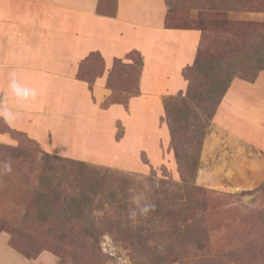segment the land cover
<instances>
[{"label":"rangeland","instance_id":"374dc122","mask_svg":"<svg viewBox=\"0 0 264 264\" xmlns=\"http://www.w3.org/2000/svg\"><path fill=\"white\" fill-rule=\"evenodd\" d=\"M214 1L165 0V25L198 28V52L206 55L210 48L243 43L244 32L229 29L226 21L264 22V0L252 3L256 10ZM96 2L99 14L118 15L119 0ZM124 43L129 44L121 41V50ZM126 55L115 59L108 72L96 52L80 65L77 76L90 87L94 102L102 110L119 107L90 113L96 122L82 144L66 140L65 130L55 142L53 131L46 130L40 141L0 117V264H264V141L230 134L214 124L215 116L206 124L207 113L190 101L195 112L188 116L189 129L178 132L176 140L164 101L138 100L127 114L140 91L143 67L139 54ZM106 74L107 90L101 95L97 80ZM183 76L198 84L203 79L190 69ZM186 78L166 95L184 96ZM165 86L153 83L154 89ZM230 88L257 93L248 100L259 103L256 126L264 140V71L254 82L237 76ZM194 124L203 125L202 134L195 135ZM177 153L193 156L198 164L193 168ZM7 165L10 172L4 171ZM83 171L103 184L87 201L84 217L69 222L62 210L72 196H80ZM192 204L204 205L195 219L187 211Z\"/></svg>","mask_w":264,"mask_h":264},{"label":"crops","instance_id":"0c3cea01","mask_svg":"<svg viewBox=\"0 0 264 264\" xmlns=\"http://www.w3.org/2000/svg\"><path fill=\"white\" fill-rule=\"evenodd\" d=\"M96 7V0H0V117L10 127L40 141L46 130H52L53 142L65 130L66 140L82 144L96 122L94 115L119 108L102 110L88 84L77 76L82 62L94 52L101 54L107 72L116 58L132 50L143 55L140 93L130 100L127 114L134 102L162 103L166 93L185 84L183 70L195 62L200 30L166 27L165 0H119L115 17L99 14ZM123 40L129 44L121 50ZM107 78L106 74L97 80L101 95ZM154 82L166 86L154 89ZM257 97L230 88L214 124L233 135L255 136L261 143L256 126L259 103L248 100ZM73 119L80 120L78 125ZM250 123L253 130L247 128ZM73 128L76 132L70 133Z\"/></svg>","mask_w":264,"mask_h":264},{"label":"trees","instance_id":"16d2710c","mask_svg":"<svg viewBox=\"0 0 264 264\" xmlns=\"http://www.w3.org/2000/svg\"><path fill=\"white\" fill-rule=\"evenodd\" d=\"M233 5L238 6L241 9L256 10L252 3L255 5L256 0H230ZM213 2H217L214 1ZM264 5V2L260 3ZM212 5L213 9H216L217 6ZM234 8V6H233ZM113 14H110V16ZM217 24L220 25L219 22ZM225 24L229 29H237L238 27L241 31L244 32L243 43L239 46L225 48V49H208L206 50L207 54L203 52H198L195 62L191 66L184 68L183 73L187 70L195 71L198 75L202 76L203 79H200L199 84L197 81L186 78L189 80V85L186 94L178 96H167L164 98V107L168 125L171 129L173 139L178 132L183 129H189V115H193L195 109L191 107L192 102L193 106L196 109H202L207 113L206 124L209 123L211 119L215 116L217 109L229 90L234 78L239 76L247 81L254 82L258 77V74L261 71H264V22H233L226 21ZM168 28H182L166 24ZM194 28V27H189ZM198 29V28H197ZM132 52H135L140 55L142 58V67H143V55L138 50H132L126 56L129 57ZM101 58V54L96 52ZM120 58H116L119 60ZM185 76V75H184ZM83 79V78H82ZM140 93V91H139ZM138 93V94H139ZM190 104V105H189ZM198 111V110H197ZM198 113H195V115ZM198 120H202V116L196 117ZM182 122V123H181ZM196 127L195 135L203 133L202 124H194ZM198 143V141H195ZM180 159L182 157L187 158L188 165L193 168L196 167L198 162L193 156L189 154L182 155L177 153ZM71 162H76L72 159H69ZM192 160V161H190ZM78 166L82 168H87V170L93 171V173H98V170H95L83 161L77 162ZM81 182L82 188L80 196H72L70 198V203L66 210L67 220L76 221L79 216L84 217V209L87 208L88 200H91L95 192L102 186L103 182H100V179H92L85 175L83 171L81 173ZM96 180V181H95ZM198 189V188H196ZM198 196L197 194H195ZM195 202H198V198L194 197ZM87 205V206H86ZM196 205V204H195ZM188 205L187 211H189V218H197L198 215L204 211V205L200 204L198 206ZM48 209V208H47ZM49 209L47 214L49 215ZM59 214L60 213H56Z\"/></svg>","mask_w":264,"mask_h":264},{"label":"clouds","instance_id":"9594fccd","mask_svg":"<svg viewBox=\"0 0 264 264\" xmlns=\"http://www.w3.org/2000/svg\"><path fill=\"white\" fill-rule=\"evenodd\" d=\"M17 90V88L15 89V91ZM12 169H11V166L10 165H7V166H5V168H4V171H7V172H10ZM151 206L149 205V206H145V207H143L142 209H141V214H147L148 213V211H149V208H150ZM137 215V213L136 212H132L131 213V216H133V217H135Z\"/></svg>","mask_w":264,"mask_h":264}]
</instances>
